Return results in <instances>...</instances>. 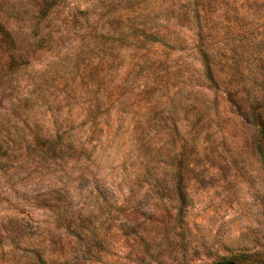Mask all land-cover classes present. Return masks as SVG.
Masks as SVG:
<instances>
[{
  "label": "rangeland",
  "instance_id": "374dc122",
  "mask_svg": "<svg viewBox=\"0 0 264 264\" xmlns=\"http://www.w3.org/2000/svg\"><path fill=\"white\" fill-rule=\"evenodd\" d=\"M42 4L0 0V264H262L264 0L56 9L149 18L176 45L139 48L67 30L49 45Z\"/></svg>",
  "mask_w": 264,
  "mask_h": 264
},
{
  "label": "trees",
  "instance_id": "16d2710c",
  "mask_svg": "<svg viewBox=\"0 0 264 264\" xmlns=\"http://www.w3.org/2000/svg\"><path fill=\"white\" fill-rule=\"evenodd\" d=\"M67 0H43V4L39 9L40 17L45 18L46 23L48 24L46 28H48L47 35L48 43L56 41L53 38L54 34L58 31L62 30L63 32L67 30V32L76 31L79 36L83 38H87L88 36L94 35L96 39H111L113 43H121L123 46L127 48H139L141 44L148 45H162L165 47H176L173 43H170V40L167 41L162 35L160 30H157L155 27H151L149 18L138 19L130 18V17H121L117 15H109V16H92L88 12L84 16H80L82 12L77 13V8H75V12H72L68 15V18L63 19L62 21L56 18L57 12L56 9L63 5V3ZM105 6L103 5L102 8ZM74 9V8H73ZM42 12V16H41ZM118 32V33H116ZM0 33L3 38H7L10 34L6 32L4 28H0ZM10 37V36H9ZM17 42L18 38L14 37ZM95 39V40H96ZM172 41V40H171ZM141 43V44H138ZM203 47V46H202ZM201 46L197 47V54L200 57V63L202 65V78L205 81L206 89L209 91H215L219 89V80L216 76V70L214 63L210 62L211 54L208 50L203 49ZM14 60H16L14 54H12ZM21 59V57L19 58ZM260 79L259 88L262 96L264 97V66H260ZM241 74V73H240ZM242 75V74H241ZM239 76V74H238ZM63 133L57 132L55 135L45 136V142H51L50 140H54L53 144L63 139ZM79 148H82L79 146ZM78 153L82 152L81 149L77 151ZM259 155L264 160V145L259 146ZM176 189H178V183L175 184ZM181 192L177 191L176 194L179 195ZM182 198H184L183 194H180ZM264 264V262H261ZM216 264H235L233 261L219 262Z\"/></svg>",
  "mask_w": 264,
  "mask_h": 264
}]
</instances>
